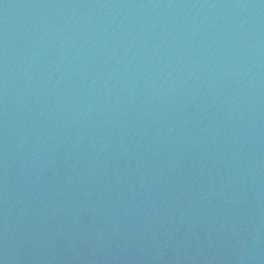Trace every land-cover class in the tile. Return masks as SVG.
Returning <instances> with one entry per match:
<instances>
[{
    "label": "water",
    "instance_id": "95a60500",
    "mask_svg": "<svg viewBox=\"0 0 264 264\" xmlns=\"http://www.w3.org/2000/svg\"><path fill=\"white\" fill-rule=\"evenodd\" d=\"M0 264H264V0H0Z\"/></svg>",
    "mask_w": 264,
    "mask_h": 264
}]
</instances>
